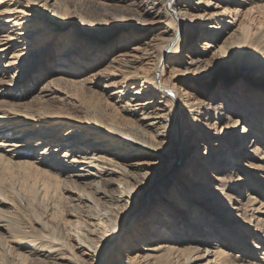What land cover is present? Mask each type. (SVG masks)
<instances>
[{
    "label": "bare ground",
    "instance_id": "obj_1",
    "mask_svg": "<svg viewBox=\"0 0 264 264\" xmlns=\"http://www.w3.org/2000/svg\"><path fill=\"white\" fill-rule=\"evenodd\" d=\"M249 1L252 4L249 8L251 13L260 4H257V0ZM97 2L105 6L103 8L105 22L116 19L121 23L119 33L124 37L118 44L119 50L103 67L83 78H72L67 73L54 75L48 83L51 85L41 89L45 93L40 98L46 96L52 99L56 93L62 92L61 88L55 86L60 83L76 86L105 81L107 87L115 86L116 89L112 96L114 110H111L112 113L110 110L106 111V118L97 116L84 118L87 126L93 129L82 131L71 129L62 137L59 133L60 122L45 124L54 118H65L66 115L50 113L41 107L26 111L22 110L23 106L12 107V110L4 112L3 117L7 121L0 127V132L9 134L0 140V157L8 160L15 157L16 161L13 159L12 162L23 164V167L25 165L39 177L42 176L45 185H42L43 189L47 186L60 188L62 193L67 191L69 195L65 197H69L68 203L72 207L68 212L70 225H77L80 229L84 226L85 229L86 226H97L102 222L104 232L110 231L111 236L106 239L102 236L103 232L102 234L95 232L93 237L90 231H85L86 229L82 230L84 232L78 231L69 254L53 256L54 252L62 250V246L58 245L63 244L56 242L57 246L45 249L48 254L43 253L44 259H39L40 262L34 264H47V258L50 259L48 264H154L155 259L160 258H166L167 263L182 260L181 264H195L197 261L207 259L206 262L197 263L240 264L234 262V256L230 254L232 244L240 242L237 240V232L231 230L232 217L237 216L247 226L252 227V230L255 229L253 231L255 237L257 235V240L261 242L254 245L258 249H264V81L258 80L253 73L258 71L260 65H263L264 69V30L259 27L254 31L251 21L239 19L236 22L241 4L244 3L240 0ZM223 2L226 5H221ZM37 4L39 3L31 7L32 4H26L22 0H0V17H3L0 18V31L2 30L0 55L8 50L12 51L10 57L12 60L8 61L9 65H12L10 69L22 70L27 61L24 56L29 52L32 43L41 40L38 32L47 30L43 21L35 19V16L31 19L33 15L26 13V9L30 7L31 11L37 10ZM204 5L207 8L201 9ZM214 8L223 10L215 11ZM112 10L120 13L114 15ZM228 14H233L234 17L225 20ZM244 15H247V12ZM4 16L8 18L4 19ZM7 22L11 25H5ZM84 22L89 23L90 27L94 24L89 20ZM184 24L186 29L179 32L180 25ZM18 28L22 29L20 34L30 39V42L14 32V29ZM149 28L154 31L149 37L139 41L142 38V30ZM95 37L92 34L89 42L92 43ZM71 39L72 44L77 40L78 43L76 45L69 43L66 54L59 55L58 63L54 64L58 68L67 67L68 69L64 71L68 73L75 74L76 69L82 70L80 67L96 66L104 59L106 55L104 50H108L106 47H92L93 52L88 53L84 51V46L88 45L91 48V45L84 41L85 38L78 39L74 35ZM189 43L195 45L189 47ZM80 45L83 46L79 48ZM188 47L186 51L185 48ZM183 51L187 52L185 56ZM168 66L169 76L165 77ZM244 70L250 72L242 77L235 87L226 81H223V88L217 92H213L211 88L200 87V83L208 80L211 74L218 75L223 71H229L227 74H236ZM5 73L7 77L13 78L17 71ZM14 81L13 78L11 82ZM250 89L258 90V93H250ZM245 94L251 96V101L248 111L245 110L248 115L243 116L240 112L246 105ZM110 121L114 126H111ZM242 124L243 133L236 134V128ZM252 133L253 140L249 137ZM120 139L129 140L150 151V156L154 155L156 159L168 157V170L158 168L155 174L156 171L138 173L127 168L132 164H139L129 162L132 147L120 142ZM215 142L219 145L212 146ZM197 143V150L207 144L205 152L200 150L198 153L194 149ZM122 148L123 151H119ZM177 149L180 151L181 160L185 159L183 164L187 162V166L192 165L190 174L203 184L188 176L187 181L192 180L191 188H185L187 182H183L179 184V190H174L166 197L163 192H168L169 185L180 179L176 173H173L176 176L168 174L178 160ZM36 150H39L38 153ZM10 151L16 153L10 154ZM135 151L136 155L141 152L139 149ZM34 153L37 156L33 159L23 158ZM65 169H69L70 172L64 176ZM206 172L209 173L208 179L203 177ZM214 172L217 174H212ZM146 174L157 176L149 180L147 176L145 177ZM114 175L122 176L124 189L107 190L104 187V184L113 185ZM210 176L215 179H210ZM92 177L94 179L86 181ZM216 180L223 187V193L217 195L219 199L216 203L220 202L224 207L214 204L208 206L210 208L208 211H204L202 208L210 201L202 200L196 190H193L209 187L212 192L215 188L212 183ZM228 190H231V193H227ZM148 192L151 203L146 201V197L143 199L144 194L146 196ZM184 192L187 195H184ZM156 199L159 202L163 200L160 210L162 213L159 214L158 221L156 220L157 225L165 224L169 229L177 227L173 233L179 235L184 242L195 244L163 241L150 247L151 253L156 255L142 254L126 260L124 253L119 251L127 244L125 240L126 242L128 240V231L124 230L119 242L103 253L116 234L124 228L125 215L121 209L126 207V210L131 212V208L138 209L143 206L145 200L147 206L143 210L145 215L152 210ZM195 201L198 202L195 207L201 210L200 214L190 209ZM105 202H109L111 207H104ZM182 203L184 207H181ZM166 214L169 218L163 217ZM167 219H171V222L167 223ZM219 220L224 221L228 227L222 230L221 236L215 238V249L211 250L206 246L217 234L214 227ZM192 222L195 224L192 228L193 233L190 234V231L186 235L188 225ZM181 223H185L182 230L180 226L178 228ZM9 226L10 223L0 220V228L7 229ZM153 226L148 228L152 232L149 239L146 236L139 238H147L146 243L139 244L137 242L139 239H136L130 250L136 246L140 248L150 246V240L168 238L165 229L162 230L158 226L150 230ZM197 242L206 246L202 247L196 244ZM165 253L170 257H165ZM151 257H155L153 262Z\"/></svg>",
    "mask_w": 264,
    "mask_h": 264
},
{
    "label": "rangeland",
    "instance_id": "obj_2",
    "mask_svg": "<svg viewBox=\"0 0 264 264\" xmlns=\"http://www.w3.org/2000/svg\"><path fill=\"white\" fill-rule=\"evenodd\" d=\"M22 1H24V3L26 4H32L30 5L31 7H33V4L36 5L37 2L39 3L37 4L38 5L37 10L34 9L33 11H31V7H30L26 9L27 10L26 13L33 15L30 17L31 19H33L35 16V19H39V21H43L44 27H46L47 30L41 31L39 29L40 31L38 32V35L41 40L37 41L36 43H32L31 45L32 47L29 48V52L26 51L27 55L24 56V58L27 59V61L26 63H24V67L22 68V70H20V68L10 69L12 65H9L8 61L12 60L10 59L12 55L11 50L10 51L8 50V52H6L5 54L0 55V79L2 78L0 80V114H1L0 127L2 126L1 125L2 123H5L7 121L3 117L5 115L4 112L8 110H12V107L22 108L23 106L22 110L25 111L41 107L43 110L50 113H55V114L59 113L60 115L61 114L66 115L65 118L62 117L54 118L51 121L47 122V124H45V125H51L55 122H60L61 126L59 133L60 136L62 137L64 136L63 134L68 133L71 129H74L73 131L93 129L90 126H87L84 118L87 117L96 118L95 116H97L98 118L100 117L106 118L107 117L105 113L106 111L110 110L109 112L112 113L111 110H114L113 108L114 100L112 99V96H113V91L116 90L115 86L107 87V85H105V81H102L99 84L85 83L84 85L82 84L83 86L76 85L77 87L72 85L70 86V84L60 83L55 86L61 88L63 91L56 93L55 97H53L52 99H48V97L46 96L40 98V96L45 93L42 90L45 89L47 86L51 85L48 83L54 75L60 73L61 74L67 73L68 76L79 79L88 76L90 72L100 69L101 67L104 66V64L107 61H110V57L114 53H116L117 50H119L118 44L121 43L122 38L124 37L123 34L119 33V28L121 27L120 26L121 23L116 19L110 22H105V16H104L105 11L103 9L105 8V6L103 4H99L97 2L99 0H36L35 1L36 3H34V0H22ZM113 1H118V0H113ZM230 1H237V0H230ZM240 1L244 3L241 4L242 5L240 7L241 10L239 15L237 16L236 22L239 19H243L247 22L251 21L254 31H257L259 27L261 28V30H264V4H263L264 0L261 1L257 0L258 2L257 4H260V6L255 11L253 10L252 11L253 13L251 12L252 14L249 13V8L252 6L250 1L249 0H240ZM221 5L224 6L226 5V3L223 2L221 3ZM206 8L207 6L204 5V7L201 9H206ZM214 10L221 11L223 10V8H214ZM106 11H110V10H106ZM245 12H247V15H244ZM112 13L114 15H117L120 12L119 11L114 12L112 10ZM232 17H234L233 14L230 15L228 14V17H226L225 20H229ZM0 18L2 19L3 17ZM7 18H8L7 16H4V19ZM85 20L92 21V23L94 24H92L90 27L88 25L89 23L84 22ZM9 24L10 23L8 22L5 23V25H9ZM185 29H186L185 24L183 26L180 25L179 32H181V30L183 32ZM153 31L154 30H151L150 28L142 30V38L139 41H143V39L149 37ZM1 32L2 30L0 31V34ZM14 32L18 33L19 35L22 32V29L19 28L14 29ZM92 34L93 36H96L95 38L92 39L93 44L89 42V39H91ZM74 35L78 39L85 38L84 41L85 42L88 41L90 43L91 48H89L88 45L83 44L85 45L84 46L85 52L86 51H88V53L93 52L92 47L108 48V50H104V53H106L104 59H102V61L99 62L96 66H93L91 68L80 67L82 70L76 69L75 74L74 72L68 73V71H64V69H68L65 66L58 68L55 67L54 65L58 63L59 55L66 54L67 51L66 47L69 43L72 44L71 37ZM20 36L22 35L20 34ZM23 37L24 36H22L21 38ZM24 40L30 42L29 41L30 39H28L27 37L26 38L24 37ZM77 43L78 40L72 45H76ZM83 45H80L79 48H81ZM193 45H195V43L192 44L189 43L188 46L191 47ZM189 47L185 48L186 51L187 49H189ZM79 48L77 47V49ZM72 54L74 53L72 52ZM183 54L185 56L187 52L183 51ZM76 56L79 57L77 54ZM1 62L4 63L2 64ZM262 67L263 65H260L259 68L257 69L258 71H254L253 73L255 74L258 80L264 81V69ZM166 69H167V73L165 77L169 76L168 73L170 70L169 66ZM7 71L9 72V74L11 72L17 71L16 76L13 77L15 79L14 82H11L13 78L9 76L7 77V73H5ZM228 72L229 71H223L218 75L211 74L208 80H205L204 83H200V87L211 88L212 90H214L213 92H217V90L219 91L220 88H223L222 87L223 81L230 82L232 83L231 85L235 87L237 86L241 78L245 77L246 74L250 72V70H244L236 74L233 73L227 74ZM251 92L258 93V90L250 89V93ZM238 93L241 92L238 91ZM245 96L246 97H244V99L246 100L247 106L246 105L243 106L244 108H242L243 110H241L240 112L243 113V116L248 115V113L245 110L248 111L249 109L248 106L251 101L250 99L251 96H248L247 94H245ZM115 112L116 111H114V113ZM259 116L262 115L259 114ZM248 120H251V118L250 119L248 118ZM110 124L111 126L113 125L111 121ZM135 126L136 125H134V127ZM243 127L244 125L242 124L240 127L236 128L235 130L236 134H242L244 130ZM231 131L233 130L231 129ZM89 132H86V134H88ZM7 135L9 134H6L5 132L3 134L2 132H0V140ZM249 137L251 140H253L254 139L253 133ZM118 138L119 137H114V139H118ZM120 142H123L124 144H128L129 146L132 147L131 149L132 152L130 153L131 156L129 162L139 164V165L132 164L127 168L136 170L138 173L139 172L143 173L144 171H149V173H153L156 171L155 174H157L158 168H162L163 170L165 169L168 170L169 168L167 161L168 157L164 156L162 159H156L154 155L150 156V151L143 149L139 145L134 144L129 140L120 139ZM178 142H180V140ZM210 143H208V145ZM213 145L214 146L219 145V143L217 142H215L214 144L212 143V146ZM206 147L207 144L205 143V146H201L199 147V150H197L198 149V143H197L196 146H194V149L197 150L199 153L200 150L201 152H205ZM108 148H112V147L108 146ZM136 149L141 150L140 153L138 152V155H136L137 153L136 151L134 152V150ZM38 151L39 150H36L35 152L38 153ZM119 151H123V148ZM12 153H16V152L10 151V154ZM177 155L179 156L175 164V167L170 172L168 171V174L176 176L175 174H173L176 173L177 175H179L180 179L174 180L172 182V185H169L168 192L167 191L163 192L166 197L167 195L171 194L174 190L175 191L179 190L180 188L179 184H183V182L184 183L187 182L185 188H191L190 183L192 180L187 181L186 177L190 176L191 179H196L190 174L192 170V165L187 166L188 165L187 162L186 164L185 163L183 164V162H185V159L182 158L181 160V156H180L181 154L179 149H177ZM36 156L34 153L32 155H28V157H23V158L33 159ZM13 159L16 161L17 158L14 157ZM12 160H8L6 158L0 157V220L6 223H10V226L7 229L0 228V264H14V263L34 264L36 262H40V260L44 259L45 257V256L43 257V253H45V255L48 254L47 251H45V249H49L51 246L56 247L57 246L56 242H60L63 244V245H58L60 247L62 246L61 247L62 250L54 252L53 256H60L62 253L69 254V252L72 251L73 244L75 243V235L77 234L78 231L81 232L82 230L85 229L86 232L90 231V233H92L91 236L93 237H95V232L96 233L99 232L101 234L103 232L102 235L103 237H105L106 239L110 238L111 232L110 231L104 232V226L102 222L97 226L96 225L86 226L85 229L83 228L84 226L82 227V229H80V227L77 225L76 226L70 225L71 223L70 224L68 223V220L70 219L68 212L71 211L72 207H70L68 203L69 197H65L68 196L69 193L67 191H64V193H62V190L60 188L56 189V187H50L51 188L50 189L49 187L46 186V188L44 187L43 189V186L45 185L43 183L42 176L39 177V175L34 173L33 170L27 168L25 165L24 168L22 166L23 164L21 165L19 163H16L15 161L12 162ZM69 172H70L69 169H65L63 175L65 176ZM34 174L36 176H34ZM147 174L145 175V177L147 176L146 178L149 180L154 179L157 176V175L155 176V174L154 175L153 174L147 175ZM212 174L216 175L217 172H214ZM208 176H209L208 172H206V175L205 174L203 175V177L206 179L209 178ZM113 178L115 179L113 185L104 184V187L107 190L109 189L117 190V188L119 190L120 189L122 190L125 188V184H124V180L122 179V176L114 175ZM92 179H94V177L87 178L86 181H91ZM210 179H215V178L213 176H210ZM197 181L203 184L201 180H197ZM212 184L215 187L212 192L210 191L209 187L202 188L200 190L197 189L193 190V191L196 190V193L200 196V198H203L202 200L208 199V201H210L207 206H204V208H202V210L204 211H208L210 209L209 207L213 206L214 204L215 205L217 204V206L219 207H224V205H222L220 202L216 203V200L219 199L217 195L219 193L221 194V192L223 193V187L221 183L219 181L217 182L216 180V182L214 181ZM85 188L88 189L87 187ZM227 193H231V190H228ZM184 195L187 194L184 192ZM145 197H146V201L150 200L149 192L146 194V196L144 194L143 199H145ZM166 197H164L163 200H165ZM163 200L162 201L160 200V202L157 200L153 204L152 210L146 212L145 215L143 214V210L147 207L145 200L143 206H141L138 209L131 208V212L129 210H126V207L121 209L123 211V214L125 215V217L123 218L124 228L116 234L113 241L107 246L106 250L103 253H105L112 246L116 245L117 242H119V239L122 237L121 235L124 232V230H126V232L128 231L127 232L128 240L127 242L125 240V243L127 244H125L124 247L121 248L119 251H122V253H124L125 256L124 258L126 260L130 258H137L139 257V255L142 254L144 255L149 254L151 256L154 254L156 255V253H151V250L149 249L151 246H155L163 241L181 242L185 245L195 244L194 242L193 243L184 242V240H181L179 235L173 233L174 229L175 228L177 229V227L169 229L165 224H162L161 226L157 225L156 220L159 217V214L162 213L160 212V210L162 209ZM1 201H6L8 203L5 202L2 203ZM151 202L152 201H149V203ZM105 204L106 205L104 207H111L109 206V202H105ZM195 205L196 206L198 205L197 201L192 203L191 206L189 205L190 209H192V212L196 214L198 213L200 214L201 210H197V207H195ZM182 206L184 207V203L181 204V207ZM139 216L140 218L137 219V217ZM163 217L169 218L167 214L163 215ZM71 219L74 220V218ZM231 220H232V223L230 224V226L232 227L231 230L237 232L236 234L238 237L237 240L240 241L238 244L233 243L231 246L232 249L230 254L234 256V262H239L240 264H264V254H263L264 249L263 248L258 249L254 245L256 244V242L260 241L257 240L256 238L257 235L255 237V234L253 232L255 229L252 230L253 229L252 227L247 226L237 216L232 217ZM168 222H171V219H167V223ZM215 224L216 225L214 229H216L215 232L217 234L214 235V238L213 237L211 238V242L208 243L207 246L204 243L201 244L199 242H197L196 244H199L202 247L206 246L211 250L215 249V242H216L215 238H217V236H221L222 230L228 227L225 225L224 221L222 222V220H219V222H216ZM130 225L131 228H129ZM184 225L185 223H181L178 225V228L180 226V230H182L183 229L182 227ZM193 225H195L194 222L188 225L190 229L188 228V230H186V235L189 234L190 231H191L190 234L193 233L192 232ZM150 226H153L152 228H150V230H154V228L158 226L161 227L162 230L165 229L168 238L150 240L151 241L149 242L150 246H146L145 248H140L139 246L138 247L136 246V248L134 247L132 250H130L133 247V245H135L136 239H139L142 236H146L148 239L150 238L149 235L152 233L151 231L148 230ZM256 234H258V232ZM147 238L144 237L142 239H139L137 242H139V244H142L143 242L146 243L145 239ZM258 244L261 247H263L261 243ZM234 246L237 247L234 248ZM203 253L204 251H202L201 254ZM167 256H169V254L165 253V257ZM154 258L155 257H151L152 262L154 261ZM165 259L166 258L155 259L154 264L182 263V260L173 263L170 262L167 263L166 261L167 259L166 260ZM46 260L48 264L50 259L47 258ZM52 260L54 259H51V261ZM206 261L207 259L197 262L203 263ZM197 262L195 264H198Z\"/></svg>",
    "mask_w": 264,
    "mask_h": 264
}]
</instances>
